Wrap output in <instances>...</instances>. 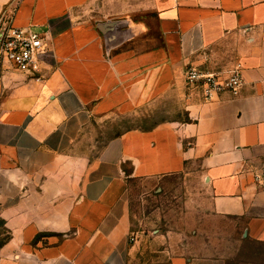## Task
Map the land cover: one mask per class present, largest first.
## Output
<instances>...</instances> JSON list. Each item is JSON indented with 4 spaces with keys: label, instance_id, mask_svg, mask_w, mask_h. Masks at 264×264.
Instances as JSON below:
<instances>
[{
    "label": "crops",
    "instance_id": "0c3cea01",
    "mask_svg": "<svg viewBox=\"0 0 264 264\" xmlns=\"http://www.w3.org/2000/svg\"><path fill=\"white\" fill-rule=\"evenodd\" d=\"M4 12L46 42L39 74L0 68V264H164L167 247L141 262L127 163L143 178L200 165L198 244L166 264H264V0H0ZM190 66L239 69L240 95L205 101ZM154 109L166 115L150 130L78 151L98 119ZM244 244L260 253L233 263Z\"/></svg>",
    "mask_w": 264,
    "mask_h": 264
},
{
    "label": "rangeland",
    "instance_id": "374dc122",
    "mask_svg": "<svg viewBox=\"0 0 264 264\" xmlns=\"http://www.w3.org/2000/svg\"><path fill=\"white\" fill-rule=\"evenodd\" d=\"M166 112L154 109L140 116H111L98 119L82 135L78 143V151L87 160H92L111 139L130 130H150L152 125L163 120ZM189 161V160H188ZM200 165L188 163L185 173L169 177L143 178L133 176L131 163L124 165L127 181L131 230L141 241V248L149 255L142 258V263L154 261L158 252L167 247L170 255H165L163 263L170 256L184 254L193 257L194 246L198 240L193 239V232L202 230L201 215L195 203H202L203 182L199 175ZM222 228L224 224L217 223ZM179 235V237L177 236ZM166 237L165 240H155V237ZM234 232L233 249L240 247ZM2 238L0 242H2ZM244 254L239 260H255L260 253L258 245H243ZM247 250V252H245ZM156 252V253H155ZM259 258V257H258ZM262 259V258H261Z\"/></svg>",
    "mask_w": 264,
    "mask_h": 264
},
{
    "label": "built area",
    "instance_id": "2783aa9c",
    "mask_svg": "<svg viewBox=\"0 0 264 264\" xmlns=\"http://www.w3.org/2000/svg\"><path fill=\"white\" fill-rule=\"evenodd\" d=\"M46 37L32 28L14 24V16L4 12L0 17V68L10 64L17 69L40 73V56L45 47ZM186 85L201 93L205 101H212L223 94L238 97L244 85L239 69L224 78L217 73L205 72L190 66L185 72ZM134 241L133 238L130 239Z\"/></svg>",
    "mask_w": 264,
    "mask_h": 264
},
{
    "label": "trees",
    "instance_id": "16d2710c",
    "mask_svg": "<svg viewBox=\"0 0 264 264\" xmlns=\"http://www.w3.org/2000/svg\"><path fill=\"white\" fill-rule=\"evenodd\" d=\"M0 226H1V223H0ZM3 240H2V242H0V248L4 245V244H6V242L9 240V237H5V238H2Z\"/></svg>",
    "mask_w": 264,
    "mask_h": 264
}]
</instances>
